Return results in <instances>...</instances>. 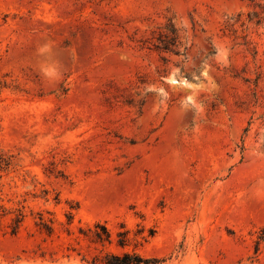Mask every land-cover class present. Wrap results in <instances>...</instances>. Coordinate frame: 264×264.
I'll return each mask as SVG.
<instances>
[{
	"label": "rangeland",
	"instance_id": "374dc122",
	"mask_svg": "<svg viewBox=\"0 0 264 264\" xmlns=\"http://www.w3.org/2000/svg\"><path fill=\"white\" fill-rule=\"evenodd\" d=\"M124 254L264 264V0H0V264Z\"/></svg>",
	"mask_w": 264,
	"mask_h": 264
},
{
	"label": "trees",
	"instance_id": "16d2710c",
	"mask_svg": "<svg viewBox=\"0 0 264 264\" xmlns=\"http://www.w3.org/2000/svg\"><path fill=\"white\" fill-rule=\"evenodd\" d=\"M111 258L114 259L115 261L114 262L109 261L108 262L109 264H130V263L139 264L140 262L143 261L142 258L138 256H135L133 260H130V256L128 254H124L123 256H111Z\"/></svg>",
	"mask_w": 264,
	"mask_h": 264
}]
</instances>
